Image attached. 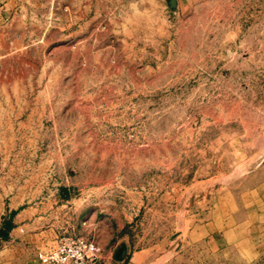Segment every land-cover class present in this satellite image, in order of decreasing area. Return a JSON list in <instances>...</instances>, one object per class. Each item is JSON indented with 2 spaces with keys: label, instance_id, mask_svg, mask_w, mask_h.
<instances>
[{
  "label": "rangeland",
  "instance_id": "1",
  "mask_svg": "<svg viewBox=\"0 0 264 264\" xmlns=\"http://www.w3.org/2000/svg\"><path fill=\"white\" fill-rule=\"evenodd\" d=\"M1 1L0 264H264V0Z\"/></svg>",
  "mask_w": 264,
  "mask_h": 264
},
{
  "label": "built area",
  "instance_id": "2",
  "mask_svg": "<svg viewBox=\"0 0 264 264\" xmlns=\"http://www.w3.org/2000/svg\"><path fill=\"white\" fill-rule=\"evenodd\" d=\"M41 264H99L100 246L94 240L73 234H62L56 244L37 253Z\"/></svg>",
  "mask_w": 264,
  "mask_h": 264
},
{
  "label": "crops",
  "instance_id": "3",
  "mask_svg": "<svg viewBox=\"0 0 264 264\" xmlns=\"http://www.w3.org/2000/svg\"><path fill=\"white\" fill-rule=\"evenodd\" d=\"M7 5V3L6 2H3V1H1L0 0V9L2 10V9H4L5 10V6ZM10 14V13H9ZM9 14H3V13H1V16H0V24H2L1 26H0V39H5L6 41H8V40H10V39H13L14 38V32L13 31H11L10 30V24H9V22H10V20L13 18V17H15L14 15H13V17L11 16L10 17V15ZM9 24V25H8ZM23 33V32H22ZM52 248V247H51ZM48 249H50V248H48ZM48 249H46V250H48ZM41 250H43V249H41Z\"/></svg>",
  "mask_w": 264,
  "mask_h": 264
}]
</instances>
